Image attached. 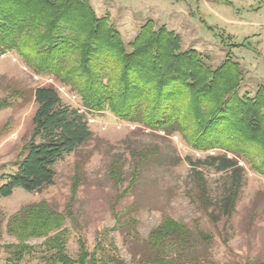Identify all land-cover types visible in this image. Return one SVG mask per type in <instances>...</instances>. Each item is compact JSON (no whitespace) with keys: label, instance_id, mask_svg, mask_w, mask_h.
Here are the masks:
<instances>
[{"label":"rangeland","instance_id":"obj_1","mask_svg":"<svg viewBox=\"0 0 264 264\" xmlns=\"http://www.w3.org/2000/svg\"><path fill=\"white\" fill-rule=\"evenodd\" d=\"M87 1L96 18H107L108 26L127 46L148 21L154 23V30L164 27L177 35L181 51L197 52L211 69L226 59L227 45L243 44L230 48L231 58L243 73L238 96L254 99L264 87V0ZM23 42L21 52L27 50L25 38ZM42 86H52L64 106L84 116L92 138L54 166L52 186L37 193L15 189L10 197L0 198V264H11L3 247L18 243L7 233L9 219L21 208L41 201L65 217L66 254L74 261L81 241L97 264H106L110 258L122 264L160 260L168 264H264V175L255 170L261 159L252 147L242 146L241 153L223 147L198 149L188 142L183 127L174 125L166 132L118 117L121 102L114 105L116 112L94 110L73 85L56 75L39 73L15 48L0 55V101L9 104L0 109V185L1 178L15 170L12 164L21 158L31 137L36 109L33 91ZM143 110H138L140 119ZM260 113L264 116V108ZM223 155L234 158L242 168V185L229 217L220 208L230 172L191 165ZM112 167L121 172L118 184L111 177ZM195 171L205 181L203 192ZM134 172L133 189L120 198ZM75 176L80 184L72 197ZM168 219L185 232L156 237ZM43 241L29 239L30 253L20 264H45L40 259L48 255Z\"/></svg>","mask_w":264,"mask_h":264},{"label":"trees","instance_id":"obj_2","mask_svg":"<svg viewBox=\"0 0 264 264\" xmlns=\"http://www.w3.org/2000/svg\"><path fill=\"white\" fill-rule=\"evenodd\" d=\"M154 26L148 21L127 46L108 26L107 18H96L87 0H0V55L7 48L17 49L39 73L56 75L73 85L94 110L116 112L114 105L121 102L123 109L116 113L124 120L166 132L174 125L183 127L188 142L198 149L223 147L241 153L242 146L249 145L261 159L255 170L264 175V116L260 113L264 87L258 89L254 99L239 97L243 73L231 58L230 48L243 44L227 45L226 59L211 69L197 52L181 51L177 35L164 27L154 30ZM24 38L27 50L21 52ZM33 101L36 109L31 137L22 148L21 158L12 164L15 170L1 178L0 198L10 197L15 189L37 193L52 186L54 166L92 138L84 116L64 106L52 86L36 88ZM8 105L0 101V109ZM143 107L140 119L137 113ZM182 116L188 118L183 120ZM191 163L193 168L208 166L217 172H230L220 208L222 215L229 217L242 185L238 162L223 155ZM135 175L120 198L133 189ZM111 177L118 184L120 170L112 167ZM194 177L203 192L206 185L201 173L195 171ZM79 184L75 176L72 197ZM64 221L65 217L53 212L45 201L21 208L7 223V233L18 240L3 247L11 264H20L30 253L26 242L31 238H44L48 255L40 259L45 264H97L95 255L88 253L81 241L78 259L69 258L65 248L69 233L63 228ZM172 232L183 234L185 228L168 219L155 235ZM106 264L122 263L110 258ZM156 264L168 262L160 260Z\"/></svg>","mask_w":264,"mask_h":264}]
</instances>
